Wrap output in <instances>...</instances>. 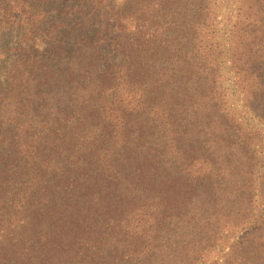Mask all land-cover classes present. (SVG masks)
Wrapping results in <instances>:
<instances>
[{
  "label": "trees",
  "instance_id": "16d2710c",
  "mask_svg": "<svg viewBox=\"0 0 264 264\" xmlns=\"http://www.w3.org/2000/svg\"><path fill=\"white\" fill-rule=\"evenodd\" d=\"M261 139L264 0H0V264H264Z\"/></svg>",
  "mask_w": 264,
  "mask_h": 264
},
{
  "label": "rangeland",
  "instance_id": "374dc122",
  "mask_svg": "<svg viewBox=\"0 0 264 264\" xmlns=\"http://www.w3.org/2000/svg\"><path fill=\"white\" fill-rule=\"evenodd\" d=\"M221 19V18H220ZM223 21V20H222ZM221 77H222V79H221V82H220V84H221V88H224V89H226V92L224 93V94H228V97H229V103H230V105H232L233 106V108L232 109H230L229 111L232 113V111L234 110V109H236V98L234 97V96H230L233 92H231L230 90L232 89V86H231V84H230V80H231V75L230 74H228V72H227V68H226V66H222V74H221ZM263 137V136H262ZM261 142H263L262 144V146L260 147L261 148V151H262V153L264 152V139H261ZM218 256L220 255V254H217Z\"/></svg>",
  "mask_w": 264,
  "mask_h": 264
}]
</instances>
